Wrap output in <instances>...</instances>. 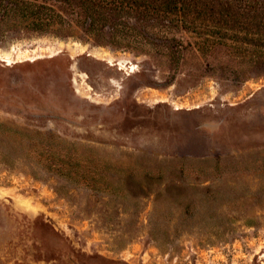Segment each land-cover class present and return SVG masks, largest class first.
Segmentation results:
<instances>
[{"label":"rangeland","instance_id":"1","mask_svg":"<svg viewBox=\"0 0 264 264\" xmlns=\"http://www.w3.org/2000/svg\"><path fill=\"white\" fill-rule=\"evenodd\" d=\"M66 19L0 31V130L57 136L76 170L0 145V264H264V29L150 30L173 63Z\"/></svg>","mask_w":264,"mask_h":264},{"label":"trees","instance_id":"2","mask_svg":"<svg viewBox=\"0 0 264 264\" xmlns=\"http://www.w3.org/2000/svg\"><path fill=\"white\" fill-rule=\"evenodd\" d=\"M66 17H73L71 20L101 46L150 47L166 51L173 63H179L178 52L183 44L150 30L168 27L200 34L196 26V21H200L199 25L212 24L206 26L211 28L218 24L234 27L247 24V29L256 27L261 32L264 0H0V31L51 34L71 26ZM254 62L264 63V59L261 56ZM12 131L0 130L3 155L18 159L27 156L29 165L36 169L33 174L37 175L45 166L72 181L75 165L71 153L67 154L69 162L62 160L60 138L38 131L39 140L29 141L25 130Z\"/></svg>","mask_w":264,"mask_h":264}]
</instances>
